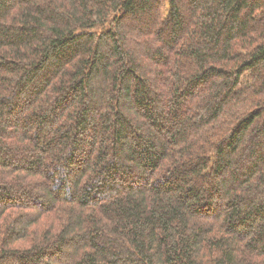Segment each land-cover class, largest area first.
Returning <instances> with one entry per match:
<instances>
[{"label": "trees", "instance_id": "obj_1", "mask_svg": "<svg viewBox=\"0 0 264 264\" xmlns=\"http://www.w3.org/2000/svg\"><path fill=\"white\" fill-rule=\"evenodd\" d=\"M0 264H264V0H0Z\"/></svg>", "mask_w": 264, "mask_h": 264}]
</instances>
